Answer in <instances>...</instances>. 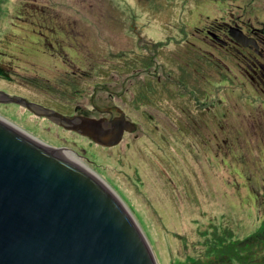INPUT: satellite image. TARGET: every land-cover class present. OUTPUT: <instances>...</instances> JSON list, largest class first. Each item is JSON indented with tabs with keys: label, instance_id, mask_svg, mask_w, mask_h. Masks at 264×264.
Segmentation results:
<instances>
[{
	"label": "rangeland",
	"instance_id": "1",
	"mask_svg": "<svg viewBox=\"0 0 264 264\" xmlns=\"http://www.w3.org/2000/svg\"><path fill=\"white\" fill-rule=\"evenodd\" d=\"M260 3L0 0V94L63 115L119 107L136 130L102 147L23 106L0 102V110L33 123L122 191L158 264H264V94L234 60L232 80L206 91L190 78L205 16L232 4L259 15ZM180 87L193 98L183 104L190 122L173 101ZM146 92L170 99L154 106ZM207 108L216 115L203 116Z\"/></svg>",
	"mask_w": 264,
	"mask_h": 264
},
{
	"label": "water",
	"instance_id": "2",
	"mask_svg": "<svg viewBox=\"0 0 264 264\" xmlns=\"http://www.w3.org/2000/svg\"><path fill=\"white\" fill-rule=\"evenodd\" d=\"M0 96L102 147L135 131L123 115L70 118ZM132 203L36 125L0 110V264H158Z\"/></svg>",
	"mask_w": 264,
	"mask_h": 264
},
{
	"label": "flooded vegetation",
	"instance_id": "3",
	"mask_svg": "<svg viewBox=\"0 0 264 264\" xmlns=\"http://www.w3.org/2000/svg\"><path fill=\"white\" fill-rule=\"evenodd\" d=\"M260 1L261 3L258 5L259 15L250 16L249 12H246V8L243 7V9L241 5L233 6L234 4H232L231 10L220 12L211 20L210 15L205 16L209 21L198 32L197 41L200 43L195 50L199 55L194 58L193 64H191L194 66L193 71H191V73L194 72V75L190 73L192 80L196 82L195 75H197L202 80L208 81L210 86L218 79L221 81L232 80L230 76L231 62L229 61L234 60L239 70L238 75L250 83L254 89L264 94V0ZM202 16L200 15V17ZM201 46L205 48V51ZM199 88L201 87L199 86ZM183 92L188 91L183 90ZM192 92L196 95L195 90L192 89ZM207 109H211L214 116L216 115L212 108ZM115 111L116 114L110 110L104 111L100 117L88 118L102 119L104 122H108L123 115L125 120L129 121L121 108L116 107ZM64 116L70 118L87 117L78 114H64Z\"/></svg>",
	"mask_w": 264,
	"mask_h": 264
},
{
	"label": "trees",
	"instance_id": "4",
	"mask_svg": "<svg viewBox=\"0 0 264 264\" xmlns=\"http://www.w3.org/2000/svg\"><path fill=\"white\" fill-rule=\"evenodd\" d=\"M186 51H187V48H186ZM182 56V55H181ZM140 58V57H139ZM139 58L137 57V59L139 60ZM184 58V57H183ZM193 69H194V66L193 65H191V71H193ZM193 73V75H194V72H192ZM191 73V74H192ZM195 77L197 78V80H196V83L202 88V89H204V91H206L208 88H212L211 86H212V84L213 83H211V86H210V84L208 83V81H205V80H202L200 77H198L197 75H195ZM191 78V77H190ZM192 79V78H191ZM221 81V80H220ZM185 83H187L186 81H185ZM180 86V85H179ZM209 86V87H208ZM178 89V88H177ZM175 90V89H173V91L174 92H171V94H172V97H173V101H176V103L178 104V105H180V107H181V114L183 115V118L185 119V120H187V118L189 119V122H190V120H191V118H189V116L186 114V112L188 111L187 110V108L186 107H184V105L183 104H185V103H187L189 106H191L192 105V100H193V98L190 96V94H186V93H188V92H183V90H186L185 88H181L180 87V92H182V93H180L179 92V90ZM186 91H188V90H186ZM135 92H136V89H135ZM134 92V93H135ZM146 94L148 95V97L147 98H145L144 97V102L145 103H148L149 101H151V104H153L154 106H157L156 105V103H159V101H161V102H163L162 104H167V100H169L170 98L168 97V96H166L165 95V98H159V99H157L156 97H154V94H152V93H147L146 92ZM151 94V95H150ZM150 95V96H149ZM204 97V96H203ZM186 101V102H185ZM177 104H175L174 105V107H176V108H178L179 109V107L177 106ZM153 105H151V106H153ZM184 107V108H183ZM58 112V111H57ZM203 116H207V117H214V113H213V111H211V109L209 110V109H204L203 111H202V113H201ZM195 120V119H194ZM201 122H204V120H200ZM191 124H189L188 126H190ZM183 129L185 130V127H183ZM262 231H264V228L262 229ZM262 231H261V234H262ZM249 236H251V235H249ZM249 236H246L245 238H247V237H249ZM242 243H243V241H242Z\"/></svg>",
	"mask_w": 264,
	"mask_h": 264
},
{
	"label": "bare ground",
	"instance_id": "5",
	"mask_svg": "<svg viewBox=\"0 0 264 264\" xmlns=\"http://www.w3.org/2000/svg\"><path fill=\"white\" fill-rule=\"evenodd\" d=\"M77 156V155H76Z\"/></svg>",
	"mask_w": 264,
	"mask_h": 264
}]
</instances>
